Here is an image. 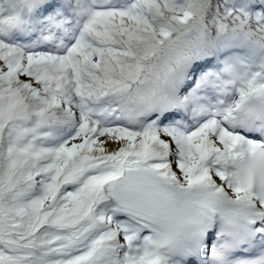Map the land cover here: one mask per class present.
<instances>
[{
    "label": "snow or ice",
    "instance_id": "1",
    "mask_svg": "<svg viewBox=\"0 0 264 264\" xmlns=\"http://www.w3.org/2000/svg\"><path fill=\"white\" fill-rule=\"evenodd\" d=\"M0 264H264V0H0Z\"/></svg>",
    "mask_w": 264,
    "mask_h": 264
}]
</instances>
